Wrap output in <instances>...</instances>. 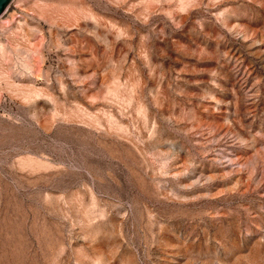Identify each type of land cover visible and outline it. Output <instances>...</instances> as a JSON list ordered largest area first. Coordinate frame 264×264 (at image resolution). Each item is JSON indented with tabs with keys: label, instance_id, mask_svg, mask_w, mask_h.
Segmentation results:
<instances>
[{
	"label": "rangeland",
	"instance_id": "374dc122",
	"mask_svg": "<svg viewBox=\"0 0 264 264\" xmlns=\"http://www.w3.org/2000/svg\"><path fill=\"white\" fill-rule=\"evenodd\" d=\"M0 264H264V0H11Z\"/></svg>",
	"mask_w": 264,
	"mask_h": 264
},
{
	"label": "water",
	"instance_id": "95a60500",
	"mask_svg": "<svg viewBox=\"0 0 264 264\" xmlns=\"http://www.w3.org/2000/svg\"><path fill=\"white\" fill-rule=\"evenodd\" d=\"M10 2H11V0H0V16L7 9L8 5L10 4Z\"/></svg>",
	"mask_w": 264,
	"mask_h": 264
}]
</instances>
